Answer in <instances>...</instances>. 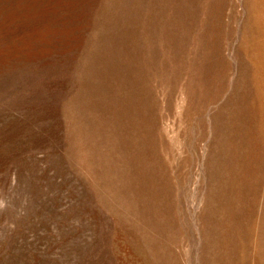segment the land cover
<instances>
[{
  "label": "rangeland",
  "instance_id": "1",
  "mask_svg": "<svg viewBox=\"0 0 264 264\" xmlns=\"http://www.w3.org/2000/svg\"><path fill=\"white\" fill-rule=\"evenodd\" d=\"M263 8L0 0V264H264Z\"/></svg>",
  "mask_w": 264,
  "mask_h": 264
},
{
  "label": "bare ground",
  "instance_id": "2",
  "mask_svg": "<svg viewBox=\"0 0 264 264\" xmlns=\"http://www.w3.org/2000/svg\"><path fill=\"white\" fill-rule=\"evenodd\" d=\"M261 3V2H260ZM264 9V8H263ZM261 14V13H260ZM261 20V19H260ZM257 21V20H256ZM259 32V31H258ZM264 58V57H263Z\"/></svg>",
  "mask_w": 264,
  "mask_h": 264
}]
</instances>
